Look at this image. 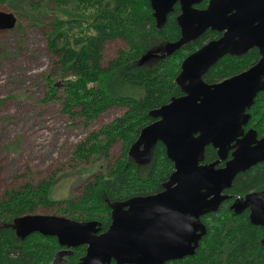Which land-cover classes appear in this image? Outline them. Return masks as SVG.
Wrapping results in <instances>:
<instances>
[{
  "label": "trees",
  "instance_id": "16d2710c",
  "mask_svg": "<svg viewBox=\"0 0 264 264\" xmlns=\"http://www.w3.org/2000/svg\"><path fill=\"white\" fill-rule=\"evenodd\" d=\"M52 3L53 15L44 31L52 54L46 100L60 101L70 117L81 118L87 127L112 108L124 112L76 145L75 161L95 164L103 160L77 197L53 198L54 177L27 180L5 190L0 199V264H79L86 253L87 246L81 245L59 255L66 247L56 237L40 233L21 239L14 223L19 216L55 210L77 220H98L105 231L111 224L112 202L163 190V183L175 169L165 145L157 144L147 165L138 164L129 155L130 146L155 120L150 114L153 109L183 94L176 81L182 61L222 36L209 29L168 55L165 46L181 37L179 5L159 29L150 0H45L30 3V8L44 15ZM208 3L204 0L198 7L206 8ZM116 40L126 45L106 60V45ZM259 58L257 48L240 56L225 55L204 79L209 83L222 81L248 69ZM57 80L61 84H55ZM249 112L252 116L246 130L254 128L264 137V91ZM117 142L122 146L114 158ZM217 158L216 149L208 146L205 161ZM262 189L264 162L239 173L226 193L237 197ZM232 202L226 200L218 211L202 217L208 231L194 255L165 264H264V227L251 223L249 210L235 213Z\"/></svg>",
  "mask_w": 264,
  "mask_h": 264
},
{
  "label": "water",
  "instance_id": "95a60500",
  "mask_svg": "<svg viewBox=\"0 0 264 264\" xmlns=\"http://www.w3.org/2000/svg\"><path fill=\"white\" fill-rule=\"evenodd\" d=\"M202 1L150 0L159 29L180 4L181 37L165 46L168 55L209 29L222 33L182 61L176 81L183 94L153 109L155 120L130 146L129 155L147 165L157 144L165 145L175 169L163 190L112 202L105 231L98 220L24 214L14 221L21 239L33 233L56 237L66 247L60 254L86 245L79 264H165L196 253L208 231L202 217L226 200H233L235 213L249 210L251 223L264 227V189L237 197L226 193L239 173L264 162V137L254 128L246 130L249 110L264 91V0H210L206 8H198ZM16 24L14 12L0 11V31ZM253 48L260 53L254 65L219 82L205 81L222 57ZM208 146L218 155L211 162L205 161Z\"/></svg>",
  "mask_w": 264,
  "mask_h": 264
},
{
  "label": "rangeland",
  "instance_id": "374dc122",
  "mask_svg": "<svg viewBox=\"0 0 264 264\" xmlns=\"http://www.w3.org/2000/svg\"><path fill=\"white\" fill-rule=\"evenodd\" d=\"M36 1L45 0L0 2V11L14 12L17 17L15 28L0 31V199L6 189L46 177L56 180L53 198L77 197L103 160L95 164L75 161L76 145L124 112L112 108L87 127L81 118L70 117L60 101L46 100L50 89L46 74L52 69V54L44 31L55 4L49 5V13L41 15L30 8ZM125 45L122 40L107 43L106 60ZM121 146V142L115 145L114 158ZM37 213L59 215L55 210Z\"/></svg>",
  "mask_w": 264,
  "mask_h": 264
},
{
  "label": "flooded vegetation",
  "instance_id": "af4514ba",
  "mask_svg": "<svg viewBox=\"0 0 264 264\" xmlns=\"http://www.w3.org/2000/svg\"><path fill=\"white\" fill-rule=\"evenodd\" d=\"M209 1H210V0H209ZM202 2H203V1H202ZM177 5H179V6H180V4H179V3H177V4H176V6H177ZM198 5H199V4H198ZM198 5H196V6L198 7ZM176 6H175V7H176ZM198 8H199V7H198ZM174 11H175V9H174ZM174 11H173V12H174ZM180 13H181V10H180ZM180 13H179V14H180ZM170 14H171V13H170ZM170 14H169V15H170ZM179 14H178V15H179ZM177 17H178V16H177Z\"/></svg>",
  "mask_w": 264,
  "mask_h": 264
}]
</instances>
